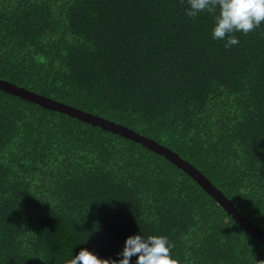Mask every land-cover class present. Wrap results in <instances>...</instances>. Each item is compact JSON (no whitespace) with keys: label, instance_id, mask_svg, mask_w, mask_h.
I'll return each mask as SVG.
<instances>
[{"label":"trees","instance_id":"trees-1","mask_svg":"<svg viewBox=\"0 0 264 264\" xmlns=\"http://www.w3.org/2000/svg\"><path fill=\"white\" fill-rule=\"evenodd\" d=\"M186 0H0V79L123 124L201 171L264 232V24L229 49ZM264 264V244L144 145L0 89V264ZM137 256L130 264H136Z\"/></svg>","mask_w":264,"mask_h":264},{"label":"clouds","instance_id":"clouds-1","mask_svg":"<svg viewBox=\"0 0 264 264\" xmlns=\"http://www.w3.org/2000/svg\"><path fill=\"white\" fill-rule=\"evenodd\" d=\"M186 15L196 18L202 12L215 14L212 30L214 40L225 41L229 49L240 43L235 33L247 35L264 24V0H186ZM172 245L166 236L135 235L128 237L119 261L101 259L97 255L81 249L67 264H130L137 256L136 264H179L172 256Z\"/></svg>","mask_w":264,"mask_h":264},{"label":"water","instance_id":"water-1","mask_svg":"<svg viewBox=\"0 0 264 264\" xmlns=\"http://www.w3.org/2000/svg\"><path fill=\"white\" fill-rule=\"evenodd\" d=\"M0 89L14 95H18L29 101L38 103L49 109L66 113L93 125L101 126L104 129L140 143L148 149L166 157L167 159L175 163L178 167L186 171L191 177H193L203 187V189H205L210 195H212L219 203H221L225 207V209L229 212L233 219H235V221L239 223L241 227H243L252 236L257 238L261 243L264 244V232L252 221L243 216L238 211L235 204L228 197H226L222 193V191L219 190L212 182H210L201 171H199L190 162L180 157L169 147L157 142L156 140L148 136L142 135L123 124L116 123L104 117L83 111L82 109L49 98L43 94L28 90L10 81L0 79Z\"/></svg>","mask_w":264,"mask_h":264}]
</instances>
